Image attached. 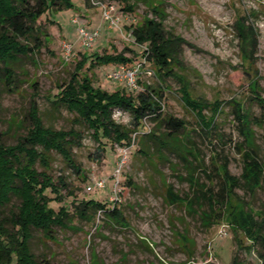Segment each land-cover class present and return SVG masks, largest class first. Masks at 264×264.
Segmentation results:
<instances>
[{"label":"rangeland","instance_id":"obj_1","mask_svg":"<svg viewBox=\"0 0 264 264\" xmlns=\"http://www.w3.org/2000/svg\"><path fill=\"white\" fill-rule=\"evenodd\" d=\"M72 5L43 14L38 23L48 33V42L35 54L20 56L11 64L14 68L13 84L4 85L0 81V140L13 144L24 133L25 114L30 98L35 91L40 114L45 125L54 128L76 129L82 136L79 145L71 148L74 162L80 168L76 172L68 167L65 160L55 151L50 152L48 172L53 179L62 174L69 183L68 190H62L65 203L80 199L93 198L113 206L111 191L113 172L118 159V149L106 142L103 151H98L97 141L91 131L74 121L73 114L65 109H54L49 97L55 93L56 85L69 77L75 63L82 53L119 52L130 47L138 57L129 51L126 56L136 63L141 61L139 52L142 46L135 44L131 27L141 22L143 15L153 16L152 9L163 17L167 30L181 35L186 44L183 46V68L178 70L184 82L166 77L159 82L153 73L148 76L144 71L139 81L154 87L161 86L164 91L162 108L165 113L187 121L200 156L210 171L212 154L219 158L227 157L228 168L236 176L241 173L242 162L235 144L242 141V135L234 119L231 99H239L253 116H260L262 108L249 99L250 78L257 79L259 95L264 97V0H134L131 10L124 9L125 1L117 0H71ZM111 3L120 17L117 27L110 26L101 13L103 4ZM79 17L88 30H97L98 35L85 47L72 22ZM246 17L245 24H252L257 35L256 48L249 58L242 50L235 22ZM72 46L71 56H63L62 43ZM90 58L87 60V64ZM144 68L155 67L145 60ZM115 64L102 63L91 69L94 86L105 90H124L134 94L119 81L107 77ZM36 81L37 90L32 85ZM139 82V83H140ZM193 97L207 101L219 100L222 112L215 118L216 128L208 138L199 126L197 109L188 106L182 99V86ZM197 110V111H196ZM209 115L207 109L203 110ZM113 118L126 128L130 127V115L127 112H115ZM145 130L157 129V121L144 119ZM256 152L264 162V124L252 125ZM222 134L223 142H215V134ZM142 132H137L132 144L127 145L126 161L119 175L117 199L115 204L128 222L126 227L115 223L106 224L105 215L98 211L94 223L73 219L67 228H54V239H49L39 230H33L31 249L37 259L43 257L63 264H93L92 251L104 264H231L235 256L238 264H264L256 249H245L236 243L234 232L224 221L210 227L201 225L197 214L187 213L179 204H169L164 200L165 183H170L180 195L188 192L185 178L186 168L174 155L164 151L151 153L145 158L137 152ZM212 142L214 144H212ZM126 146V145H122ZM38 169H41L38 166ZM196 175L200 181L208 183V178L199 167ZM106 179L107 186L88 192L86 186L95 179ZM216 184V188H217ZM69 191V192H68ZM244 199L255 207H264V181L254 194L242 188L236 189ZM50 197L55 194L47 191ZM53 200L55 209L64 202ZM95 225L100 226L95 229ZM186 231L193 241L192 252L180 247L176 241V232ZM149 243V244H148ZM152 243V244H151ZM146 244L150 245V249ZM242 244H249L242 239ZM152 249V250H151Z\"/></svg>","mask_w":264,"mask_h":264},{"label":"trees","instance_id":"obj_2","mask_svg":"<svg viewBox=\"0 0 264 264\" xmlns=\"http://www.w3.org/2000/svg\"><path fill=\"white\" fill-rule=\"evenodd\" d=\"M117 1H125L124 9L131 10L134 0ZM71 5V0H0V81L4 79V85L10 87L13 84L15 72L12 63L20 56L35 54L48 42L49 35L38 19L43 14ZM151 11L154 13L152 17L143 15L141 22L131 27L135 44L143 47L139 52L140 59L144 58L155 67L154 74L159 82L166 77L184 82L178 68H183L182 52L186 40L167 30L163 17L155 9ZM245 20L246 17L237 18L235 28L243 52L251 58L257 35L254 26L245 24ZM127 51L138 57L130 47L119 52L82 53L69 77L56 85L55 93L49 97L51 106L73 114L76 123L91 131L100 152L106 142L129 146L133 143L132 133L141 131L137 150L141 156L148 158L151 153L163 155L166 151L183 162L186 168L188 192L180 195L172 184L165 183L164 200L183 206L187 213L197 214L202 226L210 227L224 221L234 232L237 244L248 251L255 248L260 258H264V207H255L236 191L242 188L252 195L264 181V162L257 155L252 128V125L264 124V97L259 95L257 79L250 78L248 88L251 92L249 99L262 108L260 116L251 115L239 99H231L230 104L242 135V141L235 144L242 162L241 173L238 176L232 174L227 157L221 159L216 152L210 157L211 169L207 171L187 121L163 111L164 91L161 86L154 87L139 81L142 88L134 94L94 86L91 75H88L91 69L102 63L131 65L134 60L125 55ZM88 58L90 62L87 64ZM32 85L37 90L36 81ZM36 96L34 91L24 117L27 123L24 133L13 144L0 140V264H63L45 257L37 259L30 244L33 230L54 239L55 227L67 228L75 218L94 223L98 211L105 215L103 221L106 224L128 225L119 207L113 205L108 208L105 202L93 198L71 199L69 209L61 193L68 190L69 183L64 175L60 174L55 180L48 172L50 152L60 154L68 167L79 172L71 148L80 144L82 134L73 128L45 125ZM181 96L186 105L198 110L196 115L201 130L208 138L212 137L216 128L215 118L222 112L223 102L193 97L186 83L182 86ZM204 109L209 115L203 113ZM116 110L130 115V127L126 128L114 120ZM146 118L157 121L159 130H145ZM214 138L217 143L223 142L222 134L216 133ZM198 167L208 178V183L200 181L196 175ZM47 191L54 193L55 197H50ZM53 200L64 202L55 209L51 204ZM99 227L95 225L96 230ZM176 235L178 245L191 253L193 241L186 231L176 232ZM242 239L248 240L249 244L243 245ZM148 244L146 246L150 249ZM92 262L104 264L93 251ZM231 264H238L235 256Z\"/></svg>","mask_w":264,"mask_h":264},{"label":"built area","instance_id":"obj_3","mask_svg":"<svg viewBox=\"0 0 264 264\" xmlns=\"http://www.w3.org/2000/svg\"><path fill=\"white\" fill-rule=\"evenodd\" d=\"M101 13L103 15V18L105 21H108L110 26L117 27V25L120 22L119 15L115 12V6L111 3L103 4L101 7ZM72 22L76 25L77 32L79 34V37L81 39L82 44L85 47L91 46V43L95 40V38L98 35L97 30H88L83 21L77 16L73 17ZM62 49H63V56L68 59L71 56L72 53V46L68 42L62 43ZM143 63H145V59H141V61H138L136 63H133L131 65H127L124 63H118L116 64L110 71L106 72L107 77L119 81L123 84L124 87L129 89L130 91H139L142 86L139 83V73L141 71H144L148 76L152 75L154 71L151 68H144ZM115 112L121 113V111L116 110ZM114 112V113H115ZM114 115V114H113ZM135 132L132 133V141H134L135 138ZM115 146L118 149V159L116 161V166L113 172V179L111 183V191L114 196L110 197V200L117 199V193L119 192L118 189V183H119V175L121 174V169L126 161L127 157V146H122L119 144H115ZM107 186L106 179L104 178H98L95 179L91 184H88L86 186V190L88 192L96 190V189H102Z\"/></svg>","mask_w":264,"mask_h":264}]
</instances>
